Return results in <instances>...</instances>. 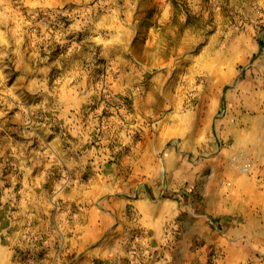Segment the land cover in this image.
<instances>
[{"label":"rangeland","instance_id":"rangeland-1","mask_svg":"<svg viewBox=\"0 0 264 264\" xmlns=\"http://www.w3.org/2000/svg\"><path fill=\"white\" fill-rule=\"evenodd\" d=\"M120 250L264 264V0H0V264Z\"/></svg>","mask_w":264,"mask_h":264},{"label":"crops","instance_id":"crops-1","mask_svg":"<svg viewBox=\"0 0 264 264\" xmlns=\"http://www.w3.org/2000/svg\"><path fill=\"white\" fill-rule=\"evenodd\" d=\"M169 158L171 159V156H169ZM172 160V159H171ZM151 188V186H150ZM149 193V192H148ZM140 206H141V209L142 210H148V211H152L153 213H157V212H160V211H163V212H169L171 214H174L176 211L178 212H181L180 210V206L179 205H176V202L174 200H171L169 198H165L163 199L162 201H154L150 196L147 197L146 199L140 201ZM168 219L167 217H161L160 215H158V213L156 214L155 218H154V222H156L155 224V227L156 229L159 231V228H158V223L160 226H162L165 222V220ZM125 221H127L128 219H124ZM108 220L105 219V222H104V226H105V223L107 222ZM129 222L128 223H131L129 226L132 227V229L134 228V224L132 222H130V220H128ZM190 221L189 217L186 216V220L185 222H188ZM124 224L126 225L127 222H124ZM128 227V225L126 226ZM130 227V228H131ZM197 228H195V230H193L194 232L196 233H203L204 230H205V226L204 225H200L199 227L196 226ZM129 228V229H130ZM185 228V226H184ZM201 228L203 229V231H201ZM131 230V229H130ZM207 233H205V236L204 238L207 237L206 235ZM210 237H213V238H217V234L216 232H214V234H211ZM180 245H182L183 247H186L187 245H184L183 243H181ZM125 256L127 255V252H122L121 250L119 252H113V253H109L107 254L106 258H109V260H111L110 262H112L113 264L116 263L119 259L122 258V256Z\"/></svg>","mask_w":264,"mask_h":264},{"label":"bare ground","instance_id":"bare-ground-1","mask_svg":"<svg viewBox=\"0 0 264 264\" xmlns=\"http://www.w3.org/2000/svg\"><path fill=\"white\" fill-rule=\"evenodd\" d=\"M243 169H244V168H243ZM122 257H124V255H123Z\"/></svg>","mask_w":264,"mask_h":264}]
</instances>
